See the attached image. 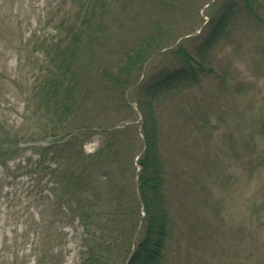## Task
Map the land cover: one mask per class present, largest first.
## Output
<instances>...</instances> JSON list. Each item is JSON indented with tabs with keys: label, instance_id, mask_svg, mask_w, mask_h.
<instances>
[{
	"label": "rangeland",
	"instance_id": "374dc122",
	"mask_svg": "<svg viewBox=\"0 0 264 264\" xmlns=\"http://www.w3.org/2000/svg\"><path fill=\"white\" fill-rule=\"evenodd\" d=\"M177 1L164 29L195 30L216 12L214 0ZM258 2L259 20L239 18L214 49L211 75L154 104L169 216L160 264H264V0ZM74 9L75 0H0V141L10 142L0 147L8 149L0 153V264H86L95 253L93 264H126L130 224L143 214L139 205L132 213L129 188L142 146L131 150L122 140L114 156L99 150L105 128L141 123L145 96L128 94L122 106L114 93L94 89L55 130L57 115L34 96L47 67L44 46ZM125 21L123 33L143 32L144 20ZM75 122L93 125L91 137L72 136L82 166L64 131Z\"/></svg>",
	"mask_w": 264,
	"mask_h": 264
},
{
	"label": "trees",
	"instance_id": "16d2710c",
	"mask_svg": "<svg viewBox=\"0 0 264 264\" xmlns=\"http://www.w3.org/2000/svg\"><path fill=\"white\" fill-rule=\"evenodd\" d=\"M258 1L227 0L223 3L214 0L210 5L216 9L215 15H210L203 27L174 32L173 28L164 29V20L169 18L168 11L175 7L177 0H75L70 20L62 22L54 42L44 46L47 67L43 70L44 78L35 87L34 96L42 99L46 110H52L57 115L54 123L58 126L52 129L64 126L62 117L69 119L76 116L73 114L75 108L91 100L94 89L114 93L122 106L128 105V94L135 98L133 95L141 92L146 98L144 106L137 102L143 114L141 123H113L110 128H105L110 130L99 150L102 156H114L111 149L115 143L123 148L122 140L131 150L138 145L143 148L138 161L140 169L132 175L130 186L125 184L131 188L132 213H135L138 205L143 211L142 215L137 213L130 224V239L135 236L127 247L132 251L126 264H160L168 237L165 175L160 156L161 131L154 104L159 105L164 96L199 85L211 75L214 72V63H211L214 49L235 29L239 18L259 20L258 9L261 5ZM125 20L141 23L144 20L143 32L138 35L123 33L122 30L128 28ZM190 40L197 42L193 50L186 47ZM81 51L82 62L79 63ZM65 129V134L72 133L71 137L73 133L83 131L87 133V138L93 135V125L87 122L82 125L75 122ZM260 131L264 135V126L260 127ZM72 139L68 145L70 149L76 146L78 140L76 136ZM0 142V147L10 143L8 140ZM74 149L75 161L78 159L82 166L80 150ZM7 150L0 153L5 155ZM104 173H100L102 178H105ZM67 186L76 187L78 184ZM91 188L94 187L88 189ZM106 193L108 190L103 194ZM93 249L86 248V252ZM123 252L126 257L129 250ZM96 258H99L97 253L91 260H84H87L86 264H93Z\"/></svg>",
	"mask_w": 264,
	"mask_h": 264
}]
</instances>
